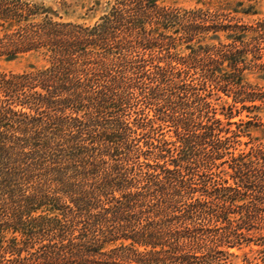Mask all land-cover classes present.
Returning a JSON list of instances; mask_svg holds the SVG:
<instances>
[{"label": "trees", "instance_id": "obj_1", "mask_svg": "<svg viewBox=\"0 0 264 264\" xmlns=\"http://www.w3.org/2000/svg\"><path fill=\"white\" fill-rule=\"evenodd\" d=\"M168 1L0 0V57L40 62L0 72V264H228L253 232L264 264V18H212L259 0Z\"/></svg>", "mask_w": 264, "mask_h": 264}, {"label": "rangeland", "instance_id": "obj_2", "mask_svg": "<svg viewBox=\"0 0 264 264\" xmlns=\"http://www.w3.org/2000/svg\"><path fill=\"white\" fill-rule=\"evenodd\" d=\"M21 1H29L32 3H37L40 5H44L45 7H51L59 15L62 16L64 20L69 21H79L86 22L88 24H93L100 19V17L108 11L111 0H21ZM208 0H177V1H168V4H174L176 6L192 9L195 7H205L204 3H207ZM223 2V1H222ZM229 7H240L235 4L232 6H227L226 4L219 3V6L212 2V18H214V13L219 12L222 17L215 20V22H232L235 23L237 20V16H242V21L245 23H255L259 19L264 18V0H259L257 5L255 6V10L257 13H240L237 15L234 12L229 11ZM243 9L245 7H249L247 4L242 6ZM224 13V14H222ZM228 17V18H227ZM226 18V19H225ZM230 19V20H229ZM213 21V20H212ZM33 64H40V62L31 54L23 55L19 58L8 60L5 57H0V72H23L31 67ZM245 78L253 83L258 84L259 86H264V71L261 70H250L246 72ZM231 100V99H230ZM220 102V107L223 105V101ZM221 110V109H220ZM222 111V110H221ZM250 116L259 115L261 119L254 118L251 128V143H261L264 144V109H252L251 111L244 110L242 112L241 117L245 120H249ZM221 117L227 122L228 119L225 115L220 114ZM239 116L232 118L233 121L239 120ZM234 127V126H233ZM248 136H243L242 140L247 141L250 140ZM250 143V145H251ZM246 147L245 144H242L240 148ZM225 164L222 165V167ZM254 241H252L248 246H244L242 249L233 248L230 252H233V255L229 256L228 264H242L244 262V254L249 252V257L253 260H261L262 253L259 250L262 249V246L257 244L259 243L260 234L258 232L252 233Z\"/></svg>", "mask_w": 264, "mask_h": 264}]
</instances>
